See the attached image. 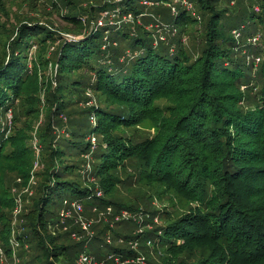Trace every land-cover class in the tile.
Masks as SVG:
<instances>
[{
  "label": "trees",
  "instance_id": "16d2710c",
  "mask_svg": "<svg viewBox=\"0 0 264 264\" xmlns=\"http://www.w3.org/2000/svg\"><path fill=\"white\" fill-rule=\"evenodd\" d=\"M141 1L48 0L64 26L39 14H16L11 28L0 23L2 249L12 257L13 182L19 193L36 181L29 205L31 195H23L19 246H34L36 264H74L79 253L64 242L70 234L49 227L68 201L115 214L143 209L119 194L133 170L139 182L166 185L195 205L178 217L143 209L135 236L110 223L100 233L149 239L158 260L145 254L154 264H264V0H187L191 9L182 0ZM21 2L32 10L40 4ZM116 7L120 23L106 19L90 32ZM0 13L8 16L2 0ZM129 13L134 20L123 21ZM148 14L177 33L158 38L145 25ZM92 96L100 104L86 107ZM148 125L155 131L145 135L140 128ZM98 145L106 152L95 158Z\"/></svg>",
  "mask_w": 264,
  "mask_h": 264
},
{
  "label": "rangeland",
  "instance_id": "374dc122",
  "mask_svg": "<svg viewBox=\"0 0 264 264\" xmlns=\"http://www.w3.org/2000/svg\"><path fill=\"white\" fill-rule=\"evenodd\" d=\"M5 6L6 11L8 12V16L2 15L0 13V23L6 24L8 28H11V25L16 24L17 19H15L16 14L21 15L22 17L27 16H36L39 14V17L43 21H50L53 22L54 27L60 28L64 26V20L59 11H53L49 7L48 0H39L40 4L37 9L32 10L31 7L27 3H22L21 0H2ZM95 3H105L107 0H93ZM236 2L238 0H235ZM142 3L151 4L149 0H142ZM235 3H230L229 6L232 8ZM87 5L85 2L83 5ZM237 5V4H236ZM235 5V6H236ZM51 12V15H47L46 12ZM60 13H63L60 12ZM146 17V16H145ZM144 17V18H145ZM147 17H151L153 20H150L149 23L145 24L148 29L152 31H157L156 35L159 38L160 35H163V38L166 39L167 35H173V33H177L173 30V26H169L167 29H164V26H167L166 23L161 21V16L148 14ZM48 18V19H47ZM159 29H162L161 32H158ZM86 31V30H85ZM65 34V33H63ZM74 36L71 40H79L83 36L74 35L73 33H66L65 36L69 38V36ZM85 35V34H83ZM187 41V40H186ZM258 46V45H257ZM256 46V47H257ZM33 51V49H32ZM91 94V93H90ZM83 104V103H82ZM100 103L97 102L96 97L92 96V98L87 100L86 107L92 108L93 106L99 105ZM12 114L9 111L7 114V119L4 120L5 124L8 125L9 119L11 120ZM140 131L146 135L154 133V127L148 125L146 129L140 128ZM98 141V137L96 143ZM105 149L98 145L93 153L95 158H99L101 155L105 153ZM127 175H123L122 179H126L125 185L119 184V194L128 196V199L132 202L140 203L142 206L140 208L151 210V211H168L171 213L172 216L178 217L180 213L184 212L190 206H194V202L189 201L182 195H180L177 191L168 188L166 185H155V186H148L145 180H141L139 182V178L134 174L133 170H129ZM130 176V178H129ZM20 180V179H19ZM18 180V182H20ZM15 181V179H14ZM17 181V179H16ZM29 186H27L22 192H19L20 189L15 187L14 182L11 185V192L13 195H16L17 199H19L20 211L16 212L17 204L14 207L13 214H12V221H11V229L13 233L10 236L9 244L12 247L13 254L12 257H9L3 249H1L0 256L2 257L3 264H36V261H32L31 259L37 255L34 246L30 243L26 242L25 248H21L19 246V241L16 239V232L22 231L21 228L17 227L20 224L24 223L22 220L20 221V216L23 213V208L25 207L24 201L25 198L23 195H31L30 197L27 196V204L29 205L32 200V187L36 184L34 178L30 179ZM85 186H89V183H86ZM17 188V190H16ZM96 192L99 191V187L97 186L95 189ZM157 191V192H156ZM101 194H98L101 197H104L103 191H100ZM16 199V201H17ZM142 200V201H140ZM25 202V203H26ZM73 203H76L75 206ZM72 205V206H71ZM66 209L64 215L58 217L60 220L56 225H51L49 230L53 233H69L70 238L69 240H65V244L70 245L73 247L74 251H78L79 255L75 259L74 264H79V256L81 254H89L92 257V262L90 264H154L148 260L145 251H150L149 258L151 257L153 261H157L158 257L153 250V242L145 241V238L136 239L135 237L130 239L128 242L123 238V236L117 240L113 238V234L111 231H106L100 233L103 230V227L106 223H110V228L116 231H119L125 234L127 231L130 232L133 236L140 233L141 228L139 227V222L144 219V216L140 214V211H144L143 209L135 211V212H128L126 210H122L120 214H115V210L111 208H107L108 211L104 210L103 208H96L95 205H87L85 202L79 205V201L76 200L75 202L68 201V204H64L62 209ZM126 215H123V213ZM145 212V211H144ZM157 213V212H156ZM152 214L149 216H154L157 219L156 225H161L163 223L161 214ZM83 219L85 222H90L91 226L87 229H82L83 227L80 224V220ZM133 221V226L129 227L128 224L123 222L119 224L121 221ZM155 220V219H154ZM116 222V223H114ZM127 224V225H126ZM131 224V223H130ZM138 224V225H137ZM154 225V224H151ZM131 226V225H130ZM2 227V223L0 222V230ZM76 236H73V234ZM142 244L145 245V248H141ZM3 245V241L0 240V246ZM3 246H1L2 248ZM120 247H128V249L132 250L133 253L130 255L122 256L118 255L115 252V249ZM23 251V252H22ZM22 253V254H21ZM56 264H66L63 260H57Z\"/></svg>",
  "mask_w": 264,
  "mask_h": 264
},
{
  "label": "built area",
  "instance_id": "2783aa9c",
  "mask_svg": "<svg viewBox=\"0 0 264 264\" xmlns=\"http://www.w3.org/2000/svg\"><path fill=\"white\" fill-rule=\"evenodd\" d=\"M120 0H107L106 2H108V3H114V2H119ZM182 2H183V4L185 5V6H187L189 9H191L192 8V5L187 1V0H182ZM145 3H147V2H145ZM120 7H116V8H114V9H111V10H105L103 13H102V16L97 20V21H92V23H91V28H90V32H94V31H96L97 29H98V27H100V26H103V25H105V23L107 22L106 21V19H108V23H111V24H114V23H116V22H118V23H120L121 21H116V18L118 17V15L120 14ZM173 11H175V7H173ZM134 20V17H133V15L131 14V13H129V14H126V15H124V17H123V21H133ZM168 28V26H164V29H167ZM162 31V29H159L158 30V32H161ZM234 33L236 34V36L237 37H239L240 36V33L238 32V31H234ZM74 36H69V38L68 39H71V38H73ZM160 38H162V39H164L163 38V35H160ZM260 40V37L258 36V35H255V36H253V37H251L250 39H249V41L251 42V43H254V44H256V43H258V41ZM259 60V58L257 59V61ZM89 95H90V93H89ZM90 119H91V121L93 122V123H95L96 122V116H95V113H92V115L90 116ZM96 140H97V138L95 137V136H93L92 138H91V141H92V143H96ZM32 179H33V177H32ZM99 194H101L100 192H99ZM75 202V201H74ZM16 204H17V207H16V212H19L20 211V205H19V199H17V201H16ZM65 204H68V202H65ZM75 204L76 203H73V205L75 206ZM80 205V204H79ZM72 206V205H71ZM65 212H66V209L64 208V209H62V211H61V215H64L65 214ZM126 213L127 212H125V213H123V215H126ZM80 224H81V226L83 227L82 229H87L88 227H90L91 226V223L90 222H85V220H83V219H81L80 220ZM73 236H76V234L74 233L73 234ZM149 243H150V241H149ZM1 246H0V252H1ZM92 262V257L91 256H89V254H81L80 256H79V264H90Z\"/></svg>",
  "mask_w": 264,
  "mask_h": 264
},
{
  "label": "water",
  "instance_id": "95a60500",
  "mask_svg": "<svg viewBox=\"0 0 264 264\" xmlns=\"http://www.w3.org/2000/svg\"><path fill=\"white\" fill-rule=\"evenodd\" d=\"M73 38L75 39V37H73ZM71 39H72V38H71ZM71 39H70V40H71Z\"/></svg>",
  "mask_w": 264,
  "mask_h": 264
}]
</instances>
